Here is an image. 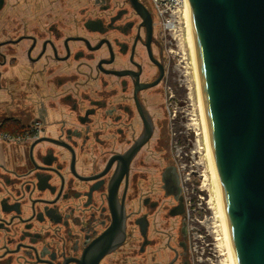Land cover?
Listing matches in <instances>:
<instances>
[{"label": "flooded vegetation", "instance_id": "obj_1", "mask_svg": "<svg viewBox=\"0 0 264 264\" xmlns=\"http://www.w3.org/2000/svg\"><path fill=\"white\" fill-rule=\"evenodd\" d=\"M174 32L149 0H0V264H195Z\"/></svg>", "mask_w": 264, "mask_h": 264}, {"label": "water", "instance_id": "obj_2", "mask_svg": "<svg viewBox=\"0 0 264 264\" xmlns=\"http://www.w3.org/2000/svg\"><path fill=\"white\" fill-rule=\"evenodd\" d=\"M234 264H264V0H186Z\"/></svg>", "mask_w": 264, "mask_h": 264}, {"label": "rangeland", "instance_id": "obj_3", "mask_svg": "<svg viewBox=\"0 0 264 264\" xmlns=\"http://www.w3.org/2000/svg\"><path fill=\"white\" fill-rule=\"evenodd\" d=\"M175 22L174 108L180 126L188 133L189 175L192 184V209L196 211L195 228L191 226V251L195 264H232L226 229L214 188L203 117L196 84L191 50L182 13ZM179 148L176 149V154ZM191 209V208H190ZM234 264V263H233Z\"/></svg>", "mask_w": 264, "mask_h": 264}, {"label": "built area", "instance_id": "obj_4", "mask_svg": "<svg viewBox=\"0 0 264 264\" xmlns=\"http://www.w3.org/2000/svg\"><path fill=\"white\" fill-rule=\"evenodd\" d=\"M149 2L153 11L162 19L163 23L172 25L173 29L179 15L184 14L186 4V0H149Z\"/></svg>", "mask_w": 264, "mask_h": 264}, {"label": "bare ground", "instance_id": "obj_5", "mask_svg": "<svg viewBox=\"0 0 264 264\" xmlns=\"http://www.w3.org/2000/svg\"><path fill=\"white\" fill-rule=\"evenodd\" d=\"M184 17H185V22H186V35L188 38V43H189V47L191 50V55H192V61H193V67L195 70V77H196V84H197V89H198V96H199V100H200V106H201V113H202V117H203V126H204V134H205V139L207 142V146H208V154H209V158H210V164H211V156H210V150H209V137H208V133H207V129H206V124H205V119H204V114H203V108H202V104H201V99H200V93H199V88H198V81H197V74H196V66H195V61H194V57H193V53H192V45H191V37H190V31H189V23H188V15H187V2L184 6ZM211 172H212V167H211ZM212 178H213V183H214V188H215V192H216V198H217V202L219 205V209L222 215V219L224 221V217H223V212H222V207H221V203H220V199H219V195L216 189V184H215V180L213 177V172H212ZM224 226H225V221H224ZM226 229V226H225ZM226 235H227V231H226ZM227 243H228V249H229V254H230V259L232 261V264L234 263L233 257H232V252H231V248H230V244H229V240H228V236H227Z\"/></svg>", "mask_w": 264, "mask_h": 264}]
</instances>
